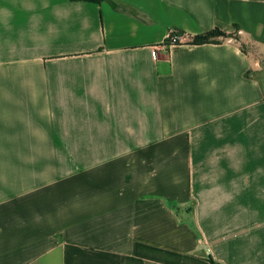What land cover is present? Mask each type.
<instances>
[{"label": "crops", "instance_id": "crops-1", "mask_svg": "<svg viewBox=\"0 0 264 264\" xmlns=\"http://www.w3.org/2000/svg\"><path fill=\"white\" fill-rule=\"evenodd\" d=\"M0 264H264V0H0Z\"/></svg>", "mask_w": 264, "mask_h": 264}, {"label": "trees", "instance_id": "trees-1", "mask_svg": "<svg viewBox=\"0 0 264 264\" xmlns=\"http://www.w3.org/2000/svg\"><path fill=\"white\" fill-rule=\"evenodd\" d=\"M75 1H79V0H75ZM80 1H89V2L97 3L99 0H80ZM237 29L238 27L235 26V30ZM231 38H233L232 34H226L218 29H214L206 33H202L200 35L194 36L191 39L190 43L193 45L215 44L218 43L220 40L231 39Z\"/></svg>", "mask_w": 264, "mask_h": 264}, {"label": "built area", "instance_id": "built-area-1", "mask_svg": "<svg viewBox=\"0 0 264 264\" xmlns=\"http://www.w3.org/2000/svg\"><path fill=\"white\" fill-rule=\"evenodd\" d=\"M183 35L174 31L170 34L169 38L167 39V41H165L163 44L157 46L155 49H159V50H168L170 47L177 45L179 43H181V41L183 40Z\"/></svg>", "mask_w": 264, "mask_h": 264}]
</instances>
